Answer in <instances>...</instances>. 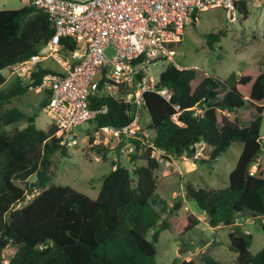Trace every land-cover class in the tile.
Segmentation results:
<instances>
[{"label": "trees", "instance_id": "1", "mask_svg": "<svg viewBox=\"0 0 264 264\" xmlns=\"http://www.w3.org/2000/svg\"><path fill=\"white\" fill-rule=\"evenodd\" d=\"M249 3L243 0L237 5L241 19L247 18ZM53 34L39 10L29 6L1 10L0 87L5 83L1 72L39 53ZM223 37V32L208 35L207 43ZM61 46L73 51L75 42L62 38ZM259 65L257 70L219 80L169 63L159 74L157 87L171 91L170 100L154 93L145 95L146 129L152 134L154 147L164 152L163 160L184 157L194 164L210 165L233 144L241 145L226 188L206 190L187 183L183 197L196 203L209 228L230 230L228 247L236 254L235 264H264V249L252 255V236L242 233L237 224V219L250 217L264 233V170L258 163L264 152L260 143L264 57ZM47 72L37 65L32 83L14 78L6 89H0V264L9 246L17 249L8 264H157L160 233L170 230L183 236L201 220L192 213L178 214L183 200L175 198L169 208L158 198L156 172L160 163L150 157V149L134 156L129 167L111 161L112 170L102 178L94 199L69 186L52 184L50 158L57 151L67 156V147L53 137V126L41 131L35 116L4 108L35 88ZM49 99L46 94L42 109ZM91 101L93 108L106 106L108 111L90 123L88 134L100 126L119 128L131 121L129 106L113 96L92 97ZM254 112L256 117L251 119ZM174 115L178 123L172 120ZM20 120L26 121L24 128L5 130ZM201 143L209 152L198 160L196 146ZM97 153L106 160V150L97 149ZM253 167L256 170L252 173ZM28 195H33L29 201ZM205 263L225 264L209 258ZM170 264L195 262L176 259Z\"/></svg>", "mask_w": 264, "mask_h": 264}, {"label": "built area", "instance_id": "2", "mask_svg": "<svg viewBox=\"0 0 264 264\" xmlns=\"http://www.w3.org/2000/svg\"><path fill=\"white\" fill-rule=\"evenodd\" d=\"M19 1L41 11L54 34L43 47L44 53L6 70L13 78L32 83L41 62L50 59L61 67L60 72L49 70L42 75L35 88L50 95L42 111L55 128L53 137L63 146L76 145L74 130L107 113L106 106L92 107V97L109 95L128 105V124L100 126L90 134L87 130L85 138L88 149L106 150L114 154L113 162L124 158L130 165L146 149L159 163L167 162L162 158L164 152L154 147L151 132L140 126L146 94L154 93L165 101L172 96L149 75L151 64L167 60L173 46L182 41L186 26H196L202 13L221 9L234 22L237 5L243 0ZM62 38L75 42V49L63 50ZM172 120L177 122V115ZM260 143L264 147V137ZM199 157L196 152L195 158Z\"/></svg>", "mask_w": 264, "mask_h": 264}, {"label": "rangeland", "instance_id": "3", "mask_svg": "<svg viewBox=\"0 0 264 264\" xmlns=\"http://www.w3.org/2000/svg\"><path fill=\"white\" fill-rule=\"evenodd\" d=\"M20 7H23V4L19 0H0V11L17 10ZM248 11L246 19H241L236 14L234 22H230L221 9H211L202 13L196 26L191 24L186 26L182 41L171 49V56L165 61H156L151 64L149 75L157 80L159 74L169 63L176 64L179 68L197 69L201 75L206 74L219 80H225L231 74L239 76L242 72L261 68L259 62L264 57V2L250 1ZM219 32H223L225 37L219 42L207 43L208 35ZM41 51H44L43 47ZM41 67L44 69L50 67L56 72L60 71V68L51 60L43 61ZM1 74L6 79L0 87L3 90L14 78L8 70H3ZM45 99L46 93L37 88H31L25 95L12 99L11 104L4 108H17L27 116H35L36 127L45 132L51 123L50 118L42 111L41 105ZM250 117L254 119L256 113H252ZM262 117L263 124L260 134L264 137V113ZM148 123V113L143 110L140 126L146 130ZM25 126L26 121L20 120L7 126L5 130L22 129ZM90 127V124L86 123L74 130V134L77 135V144L66 146L67 156L61 155L59 151L51 156V170L54 174L51 183L69 186L94 199L98 195L102 178L112 170L110 163L114 154L107 153L106 160H102L96 150L86 147L85 132ZM196 152L200 154L198 160H202L207 157L209 149L201 143L196 146ZM240 152L241 145L235 143L210 165L194 164L192 160L186 158L160 162L159 170L156 172L158 198L165 201L169 208L174 204L175 198L183 200L178 214L183 216L192 213L201 222L196 229L183 236H178L170 230L162 231L157 244V264H170L176 259L192 260L195 264H206V258L218 263L235 264L236 254L228 247L230 230L223 227L209 228L205 216L200 213L196 203L189 199L184 200L183 197L187 183L195 188L206 190L226 188L229 174L234 169ZM262 158L260 157L259 163L264 170V159ZM120 161L124 166L129 167L126 159L123 158ZM251 172H255V167L251 169ZM32 181L33 178H30L29 182ZM32 197L33 195H28L27 200L29 201ZM237 224L242 233L252 236L249 249L252 255L264 249V233L257 221L251 222L250 217H241L237 219ZM16 249L14 246H9L4 250V260L8 261ZM180 250L182 252L179 254Z\"/></svg>", "mask_w": 264, "mask_h": 264}, {"label": "crops", "instance_id": "4", "mask_svg": "<svg viewBox=\"0 0 264 264\" xmlns=\"http://www.w3.org/2000/svg\"><path fill=\"white\" fill-rule=\"evenodd\" d=\"M260 7V9H261V6H259ZM20 8H22V7H20ZM50 60V59H49ZM52 61V60H51ZM42 63V62H41ZM41 63L39 64L40 66H41ZM55 63V62H54ZM56 64V63H55ZM57 65V64H56ZM58 66V65H57ZM59 68H60V71H61V67L60 66H58ZM43 68V67H42ZM44 69V68H43ZM48 70H53V71H55L54 69H52V68H47ZM59 71V72H60ZM5 78V77H4ZM13 78V77H12ZM13 80H11V82H12ZM5 82H6V79H5ZM263 157V158H262ZM261 158L262 159H264V152H263V155L261 156ZM261 166V165H260ZM254 168V167H253ZM255 170H256V167H255Z\"/></svg>", "mask_w": 264, "mask_h": 264}, {"label": "water", "instance_id": "5", "mask_svg": "<svg viewBox=\"0 0 264 264\" xmlns=\"http://www.w3.org/2000/svg\"><path fill=\"white\" fill-rule=\"evenodd\" d=\"M75 136H73L72 138H74ZM246 176H248V172L246 173ZM182 252V250L179 251V254Z\"/></svg>", "mask_w": 264, "mask_h": 264}]
</instances>
